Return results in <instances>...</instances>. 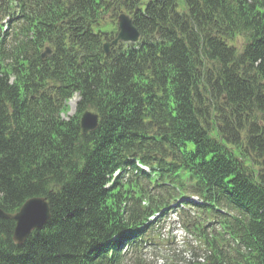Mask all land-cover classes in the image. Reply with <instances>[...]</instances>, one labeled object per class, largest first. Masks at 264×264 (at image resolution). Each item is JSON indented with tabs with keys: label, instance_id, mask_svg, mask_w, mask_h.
I'll return each mask as SVG.
<instances>
[{
	"label": "trees",
	"instance_id": "trees-1",
	"mask_svg": "<svg viewBox=\"0 0 264 264\" xmlns=\"http://www.w3.org/2000/svg\"><path fill=\"white\" fill-rule=\"evenodd\" d=\"M121 11L140 39L104 55ZM4 17L0 209L46 196L50 217L20 245L0 217V264H264V0H0ZM172 203L204 216L198 246L161 237Z\"/></svg>",
	"mask_w": 264,
	"mask_h": 264
},
{
	"label": "water",
	"instance_id": "water-1",
	"mask_svg": "<svg viewBox=\"0 0 264 264\" xmlns=\"http://www.w3.org/2000/svg\"><path fill=\"white\" fill-rule=\"evenodd\" d=\"M118 32L114 39L103 45L105 54H108L109 47L122 42H136L139 39V32L132 24V18L124 13L117 17ZM46 53H42L44 56ZM98 115L93 111L82 113L79 126L82 134H86L96 128ZM0 217L14 221L12 240L16 244H22L28 235L35 229L44 225L50 217V209L46 197L28 198L15 213H6L0 209Z\"/></svg>",
	"mask_w": 264,
	"mask_h": 264
},
{
	"label": "rangeland",
	"instance_id": "rangeland-1",
	"mask_svg": "<svg viewBox=\"0 0 264 264\" xmlns=\"http://www.w3.org/2000/svg\"><path fill=\"white\" fill-rule=\"evenodd\" d=\"M76 98H77V96H76ZM68 106H69V112H68V114L71 115V114H73V112L75 110V104H69V102H68ZM192 149H193V144L192 143H189L188 144V150H192ZM185 215H187V217L190 218V219H194L193 217H190L191 216V212H189V211H187L185 213ZM169 217H170V220H172V221H174L176 219L174 214H170ZM184 219H185V217H184ZM159 224L162 225L164 227V231H166L170 235V231L167 229L168 228V224L166 222H160ZM178 240H181V238L179 237ZM170 246H174V247L178 248L179 247V244L176 245V243L173 240V241H171ZM171 248H173V247H170L169 249H171ZM154 249H156V248H154ZM147 250L148 249H146L145 251H147ZM155 256H158L157 253L154 256H152V254L150 252H148V254H147L148 260H153L155 258Z\"/></svg>",
	"mask_w": 264,
	"mask_h": 264
},
{
	"label": "bare ground",
	"instance_id": "bare-ground-1",
	"mask_svg": "<svg viewBox=\"0 0 264 264\" xmlns=\"http://www.w3.org/2000/svg\"><path fill=\"white\" fill-rule=\"evenodd\" d=\"M75 101H76V99H75V98H73V100H71L70 104H74V103H75Z\"/></svg>",
	"mask_w": 264,
	"mask_h": 264
}]
</instances>
